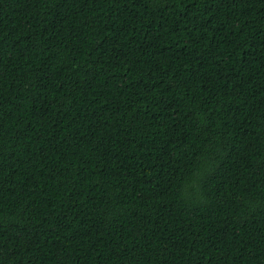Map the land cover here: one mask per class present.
Masks as SVG:
<instances>
[{
  "label": "trees",
  "instance_id": "16d2710c",
  "mask_svg": "<svg viewBox=\"0 0 264 264\" xmlns=\"http://www.w3.org/2000/svg\"><path fill=\"white\" fill-rule=\"evenodd\" d=\"M0 264H264V0H0Z\"/></svg>",
  "mask_w": 264,
  "mask_h": 264
}]
</instances>
